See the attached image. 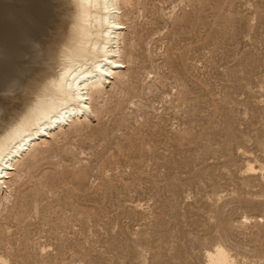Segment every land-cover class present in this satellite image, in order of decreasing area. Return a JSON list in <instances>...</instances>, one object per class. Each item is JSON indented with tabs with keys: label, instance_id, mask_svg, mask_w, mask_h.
<instances>
[{
	"label": "rangeland",
	"instance_id": "rangeland-1",
	"mask_svg": "<svg viewBox=\"0 0 264 264\" xmlns=\"http://www.w3.org/2000/svg\"><path fill=\"white\" fill-rule=\"evenodd\" d=\"M14 1L0 3V73L29 57L33 79L68 6L30 49L24 29L43 26ZM121 12L122 73L0 189V264H208L217 248L264 264V0Z\"/></svg>",
	"mask_w": 264,
	"mask_h": 264
},
{
	"label": "bare ground",
	"instance_id": "bare-ground-1",
	"mask_svg": "<svg viewBox=\"0 0 264 264\" xmlns=\"http://www.w3.org/2000/svg\"><path fill=\"white\" fill-rule=\"evenodd\" d=\"M4 1L8 4L11 0H0V3ZM25 1L28 2L25 8L32 9L31 13L23 14L27 24L37 26L41 23L43 26L34 29L36 39L22 30L21 42L30 49L32 41L36 44L46 41L42 33L48 22L47 16L58 14L62 4L68 6L62 17L66 25L64 30L62 24L57 27V48L54 54L49 51L51 46L45 51L48 66L36 77L31 79L29 57L11 62V73H0V189L6 182H14L17 166L37 144L54 136L55 131L61 130L65 124H74L94 113L91 104L94 97L104 91L109 77L115 78L122 73L121 8L130 0H47L46 4H43L44 0ZM12 10L4 9L7 16L13 14ZM30 14L38 19L33 15L35 18L31 20ZM207 257L208 264L229 263V257L222 248L208 253Z\"/></svg>",
	"mask_w": 264,
	"mask_h": 264
}]
</instances>
